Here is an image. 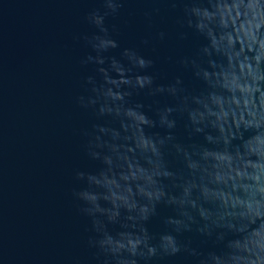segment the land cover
Segmentation results:
<instances>
[{"label":"clouds","instance_id":"1","mask_svg":"<svg viewBox=\"0 0 264 264\" xmlns=\"http://www.w3.org/2000/svg\"><path fill=\"white\" fill-rule=\"evenodd\" d=\"M166 2L181 13L179 38L200 40L170 79L135 47L109 54L120 44L107 20L126 0H100L85 17L93 31L77 37L91 49L80 63L94 66L76 103L95 117L81 135L98 164L77 169L72 189L90 221L87 246L94 264L181 253L264 264V0ZM157 217L163 230L150 231Z\"/></svg>","mask_w":264,"mask_h":264},{"label":"water","instance_id":"2","mask_svg":"<svg viewBox=\"0 0 264 264\" xmlns=\"http://www.w3.org/2000/svg\"><path fill=\"white\" fill-rule=\"evenodd\" d=\"M100 7V0H0V264H94L90 221L78 211L72 189L77 169L98 164L86 155L81 135L95 117L76 97L94 68L80 63L91 49L77 37L93 31L85 17ZM154 8L160 12L149 19L145 13ZM180 14L166 0H126L107 20L120 44L109 54L135 47L155 60L161 77L181 74L175 61L200 40L179 38ZM148 226L163 230L158 217ZM186 235L199 242L194 233ZM158 264L195 259L181 253Z\"/></svg>","mask_w":264,"mask_h":264}]
</instances>
